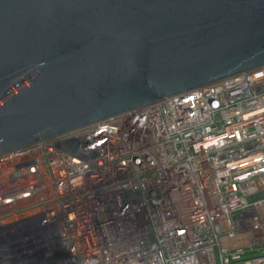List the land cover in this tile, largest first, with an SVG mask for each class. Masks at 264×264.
Segmentation results:
<instances>
[{
	"label": "built area",
	"instance_id": "obj_1",
	"mask_svg": "<svg viewBox=\"0 0 264 264\" xmlns=\"http://www.w3.org/2000/svg\"><path fill=\"white\" fill-rule=\"evenodd\" d=\"M0 264H264V66L0 154Z\"/></svg>",
	"mask_w": 264,
	"mask_h": 264
},
{
	"label": "water",
	"instance_id": "obj_2",
	"mask_svg": "<svg viewBox=\"0 0 264 264\" xmlns=\"http://www.w3.org/2000/svg\"><path fill=\"white\" fill-rule=\"evenodd\" d=\"M264 66V0H0V154Z\"/></svg>",
	"mask_w": 264,
	"mask_h": 264
}]
</instances>
